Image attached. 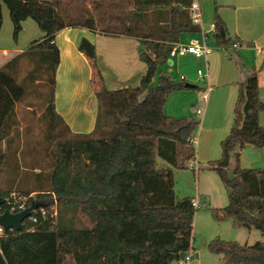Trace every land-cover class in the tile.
Instances as JSON below:
<instances>
[{
	"label": "trees",
	"instance_id": "16d2710c",
	"mask_svg": "<svg viewBox=\"0 0 264 264\" xmlns=\"http://www.w3.org/2000/svg\"><path fill=\"white\" fill-rule=\"evenodd\" d=\"M193 1L130 0L133 14L128 25L126 15H101L99 22L109 31L107 35L142 37L141 47L153 58L139 50L148 75L137 87L109 91L103 85L93 44L82 38L77 49L92 71L97 110L93 131L74 134L54 109L59 52L53 41L65 28L94 31L93 19L65 14L68 4L63 0H0V30L4 6L13 41L27 19L41 33L40 39L0 67V195L24 197L26 208L41 204L23 221L20 231L8 230L0 236V264H66L68 258L71 264H173L189 249L195 253L194 214L204 206L216 223L228 219L234 229L256 230L263 239L247 245L213 238L207 249L220 256V264H264V169L238 165L245 146L264 148V127L258 123L264 103L254 68L236 84L233 120L219 143L220 158L207 163L226 191V206L209 208L200 200L198 208H193L191 201L185 205L177 200L178 207L171 208L163 199L162 204H152L151 198L147 206L139 203L145 172L138 167L140 133L153 132L154 156L168 166L153 172L152 184L171 169H186L195 159L199 122L163 112L170 94L188 88L162 70L170 48L181 36L199 32L188 13ZM137 13L165 16L162 43L140 32L136 22L142 17H136ZM112 21L118 25L112 26ZM212 26L210 44L226 50L239 45L216 13ZM154 77L156 83L151 85ZM33 107L41 109L39 116ZM25 108H31L29 116L23 113ZM34 120L42 129L40 140L31 135ZM231 156L235 158L232 169ZM5 211L3 204L0 214Z\"/></svg>",
	"mask_w": 264,
	"mask_h": 264
},
{
	"label": "crops",
	"instance_id": "0c3cea01",
	"mask_svg": "<svg viewBox=\"0 0 264 264\" xmlns=\"http://www.w3.org/2000/svg\"><path fill=\"white\" fill-rule=\"evenodd\" d=\"M63 1L68 4L65 6V14H84L86 17L93 19L96 28L94 31L83 27L65 28L55 34L53 43L59 52V63L55 75L54 109L72 133L88 134L93 131L95 126L97 102L90 84L92 73L90 65L86 57L77 49L80 40L85 38L93 44L103 85L109 91L137 87L141 78L148 75L149 72L148 66L139 59V50L146 53L149 60H152L153 56L141 47L142 37L107 35L109 31L104 29V23L99 22L102 14H123L126 15L124 22L128 25V16L130 17L133 14L130 0ZM82 1L85 4H82ZM197 1L202 14L201 29L211 35L213 18L216 13L226 25L229 37L237 39L239 45L235 48L229 47L227 50H222V48L211 44L214 50L207 60L195 59L189 55L177 57L171 61L167 60L162 70L170 76L175 74L176 78L172 77L175 81L182 80L185 84L192 85L193 87L186 89V91H193L192 97L200 105L202 96L206 95L203 112L198 115L202 116V119L199 121L197 130L206 145L202 156L208 163L217 160L214 159L218 156L216 155L215 146L229 133L233 120V105L237 96L236 84L245 80L251 68L258 71V95L264 103L262 97L264 93V59L262 57V61L259 62V56L255 55V49L257 48L264 52V0ZM142 15L137 13L136 17H142ZM164 17V15L160 16L159 14H146L142 17V20L136 22V25L141 33L151 34L152 41L162 43L164 37L162 28L167 25ZM208 22L210 27L206 31L204 25ZM25 24L26 20L22 23V30ZM111 25H118V23L112 21ZM199 32L196 34H183L178 43H184L193 37H197ZM40 37L41 33L32 41L38 40ZM24 50H26V45L24 47L19 46L18 40L9 47L1 48L0 67ZM198 71H201L204 75L203 80L198 76ZM153 82L154 79H152L151 85H154ZM196 82L202 86L195 85ZM30 110L31 108H25L23 113L29 116ZM262 117L263 111L259 113L258 117L260 126H264L260 121ZM20 126L22 128L24 124L21 123ZM141 142L150 143L152 151L150 160L139 158ZM153 142L152 131L139 134L137 139L139 168H150L154 165L156 158L153 153ZM199 155L200 152H198V158ZM233 157H230V161ZM239 157L240 159L246 158L251 168L264 169V148L256 149L252 146H245L240 151ZM196 159L195 155L194 161L199 164ZM170 171L168 172L169 175L159 180L160 186H166ZM146 192L144 191V194ZM142 199H139L140 206H147L150 198L144 197ZM245 231L252 235L251 231L253 229ZM238 238L235 240H240ZM194 254L196 260L192 264H201L196 251ZM209 257V259L206 258L204 264H220V256L210 254Z\"/></svg>",
	"mask_w": 264,
	"mask_h": 264
},
{
	"label": "rangeland",
	"instance_id": "374dc122",
	"mask_svg": "<svg viewBox=\"0 0 264 264\" xmlns=\"http://www.w3.org/2000/svg\"><path fill=\"white\" fill-rule=\"evenodd\" d=\"M83 1L86 2V0ZM83 1L82 4H85ZM2 13L3 24L0 30V49L9 47L17 40L19 42V46L24 47L26 45L27 49L30 41H32L37 37V35L40 34V31L35 22L31 19H27L23 30L20 31L16 40L13 41L11 22L8 16V12L4 6H2ZM209 27V22L204 25V29H206V31ZM110 28L111 27H107L106 29ZM258 60L259 62H261L262 56H259ZM171 77H173L174 79L176 78L175 74H171ZM153 79V84H155L156 77H154ZM194 84L197 86H202L197 82ZM192 96L193 91L173 92L165 101L163 109L164 114L176 119L186 118L195 119L198 122L201 121L202 116H198L194 112L195 108H198L200 104L195 101V98ZM262 97L264 99V93L262 94ZM201 107H203V105H201ZM33 109L36 112V117L39 116L41 109L39 107H33ZM260 121L264 125V110L262 120ZM33 128L34 129H32L31 131V135L33 136V138H37L39 140L42 139V129L36 125L35 120L33 121ZM194 141V147L197 157L196 161L199 162V164L196 162H192V165L197 168V171H193L191 168H188V164H186V169H171L169 181L167 184L165 183V187L160 186L159 180L157 178L155 179L154 184H152L150 178L156 177L153 172L155 170L161 171L167 167V165L163 161L156 158L152 167L148 169L147 167H144L145 172L142 173L143 180L141 181V198H151L150 202L152 204H162L163 202L161 201V199H163L166 203L165 205L171 208L178 207L179 204L177 200L187 205L189 201H194L196 198L202 200L204 205H207L209 208L220 209L226 206V191L216 173L208 168L206 162L207 160H205L204 156H202L206 149V145L203 143L202 137L200 136V132H198V130L195 133ZM140 148L141 152L139 158H143L144 160L148 158L150 160L152 154L150 143L146 144L141 142ZM215 148L216 155L218 156L214 159H218L221 154L219 143L215 146ZM198 152H200L199 158ZM230 162V169H232L235 166V158L233 157ZM238 165L240 168H251L246 158L240 159L239 157ZM229 174H231L230 171ZM163 188L165 191H163ZM144 191L147 192L144 194ZM251 232L252 235H249V233H247L245 229H234L231 225L230 220L228 219L216 223L215 221H213L209 211L205 209L204 206L203 208L195 212L193 220V247L195 248L197 258L200 259L201 264H204L206 258H210L209 256L211 253L207 249V244L215 237H218L219 239L224 241H235L239 244L247 243V245H253L257 241H263L258 231L253 230ZM239 236L241 238H238ZM237 238L240 239L238 240L239 242L235 240ZM194 260H196V257L193 258L190 264H192ZM66 264H71L69 258L67 259Z\"/></svg>",
	"mask_w": 264,
	"mask_h": 264
},
{
	"label": "built area",
	"instance_id": "2783aa9c",
	"mask_svg": "<svg viewBox=\"0 0 264 264\" xmlns=\"http://www.w3.org/2000/svg\"><path fill=\"white\" fill-rule=\"evenodd\" d=\"M189 18L191 23L194 26L200 28L199 35L197 37H193L184 43H177L173 45L168 52V60L171 61L177 57L184 56H192L195 59H203L207 60V58L213 53L214 48L211 46L209 42V34L204 32L201 29L202 26V14L199 3L197 0H194L188 9ZM233 46L232 48H235ZM224 48H222L223 50ZM225 50V49H224ZM256 56H262L264 59V52L260 49H255ZM198 76L203 80L205 77L201 71H198ZM201 105L206 103V95L204 94L200 100ZM201 105L195 110L196 115H201L203 112V107ZM195 162V161H193ZM188 168H191L193 171H197V168L188 163ZM26 198L16 196L14 193H10L9 196L3 199V204H6V211L11 214H17L23 211L26 208L25 205ZM199 198H196L194 201H191V205L193 208H198L199 206ZM1 206V205H0ZM34 212V211H33ZM32 212V213H33ZM32 215V214H31ZM31 215L28 217L30 218ZM27 219V218H26ZM23 224V223H22ZM3 229L0 227V236L3 234ZM194 252L192 249H189L186 254H183V257L180 258L175 264H189L194 258Z\"/></svg>",
	"mask_w": 264,
	"mask_h": 264
},
{
	"label": "water",
	"instance_id": "95a60500",
	"mask_svg": "<svg viewBox=\"0 0 264 264\" xmlns=\"http://www.w3.org/2000/svg\"><path fill=\"white\" fill-rule=\"evenodd\" d=\"M186 88H192L190 84H185ZM3 203V198L0 195V205ZM41 206L40 203H32L29 207L25 208L23 211L17 214H11L7 211L0 214V227L4 232L8 230L20 231L22 228L23 221L28 218L33 211ZM180 258L183 257V254H180Z\"/></svg>",
	"mask_w": 264,
	"mask_h": 264
}]
</instances>
